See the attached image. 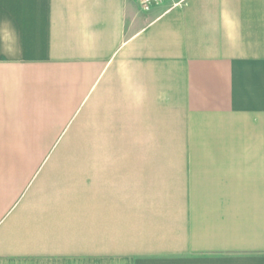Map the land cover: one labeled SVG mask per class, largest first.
<instances>
[{
	"label": "crops",
	"instance_id": "0c3cea01",
	"mask_svg": "<svg viewBox=\"0 0 264 264\" xmlns=\"http://www.w3.org/2000/svg\"><path fill=\"white\" fill-rule=\"evenodd\" d=\"M87 102L129 154L180 127L188 169H0V264H264V0H0V156Z\"/></svg>",
	"mask_w": 264,
	"mask_h": 264
},
{
	"label": "rangeland",
	"instance_id": "374dc122",
	"mask_svg": "<svg viewBox=\"0 0 264 264\" xmlns=\"http://www.w3.org/2000/svg\"><path fill=\"white\" fill-rule=\"evenodd\" d=\"M87 106L88 102L72 112V119L61 127L62 133L59 137L56 135V141L45 143L50 149L42 157L23 156L29 152L16 150L11 152L16 156H0V169H188L185 158H181L186 147L185 132L180 127L174 129L169 122L162 123L161 119L156 143L148 144L149 148L158 147L157 157L147 158L149 155H144V152L138 153L134 143L136 151L129 154L124 150L127 143L122 140L121 133L115 134L113 141H95L88 124L77 125L82 117L86 116L85 122L89 121ZM169 137L170 141L163 139L157 142L159 138ZM98 138L105 139V136ZM173 149L176 151L171 153Z\"/></svg>",
	"mask_w": 264,
	"mask_h": 264
},
{
	"label": "built area",
	"instance_id": "2783aa9c",
	"mask_svg": "<svg viewBox=\"0 0 264 264\" xmlns=\"http://www.w3.org/2000/svg\"><path fill=\"white\" fill-rule=\"evenodd\" d=\"M141 11L147 12L156 5L161 4L164 0H136Z\"/></svg>",
	"mask_w": 264,
	"mask_h": 264
}]
</instances>
